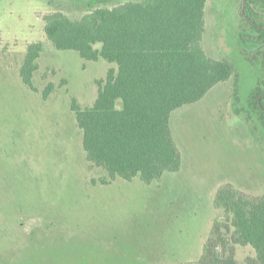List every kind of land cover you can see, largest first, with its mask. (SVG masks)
<instances>
[{"label": "rangeland", "instance_id": "obj_1", "mask_svg": "<svg viewBox=\"0 0 264 264\" xmlns=\"http://www.w3.org/2000/svg\"><path fill=\"white\" fill-rule=\"evenodd\" d=\"M53 8L49 0H0V264L196 261L213 222L225 219L214 206L220 186L264 194V148L244 112L234 111L232 79L170 114L178 170L150 183L135 176L101 184L106 172L87 160L70 106L72 100L92 106L97 81L117 65L55 49L43 30V16ZM240 11L241 0H206L204 51L214 57L235 51ZM37 41L46 48L36 59L33 91L19 69L27 45ZM246 81L244 91L251 85ZM49 82L53 88L44 99ZM234 257L244 263L255 254L237 245Z\"/></svg>", "mask_w": 264, "mask_h": 264}, {"label": "trees", "instance_id": "obj_2", "mask_svg": "<svg viewBox=\"0 0 264 264\" xmlns=\"http://www.w3.org/2000/svg\"><path fill=\"white\" fill-rule=\"evenodd\" d=\"M49 1L54 8L43 16V30L55 49L117 65L97 81L92 106L81 108L75 100L70 106L87 160L106 172L101 184L135 176L150 183L178 170L170 114L230 78L234 111L244 112L264 148V0H241L243 24L234 35L235 51L215 57L201 46L206 0H123L112 6L106 4L114 0ZM66 10L82 14L70 18ZM45 48L40 41L28 44L19 69L22 82L33 91L36 59ZM244 79L251 84L246 91ZM52 88L49 82L44 99ZM214 206L223 209L225 219L213 222L200 257L183 264H264V194L244 195L225 184L218 188ZM237 245L249 246L255 258L239 263Z\"/></svg>", "mask_w": 264, "mask_h": 264}]
</instances>
